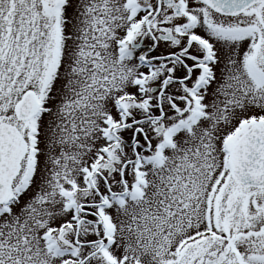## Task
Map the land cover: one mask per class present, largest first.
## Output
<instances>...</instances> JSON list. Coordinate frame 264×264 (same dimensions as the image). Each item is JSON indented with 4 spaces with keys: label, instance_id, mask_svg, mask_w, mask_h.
Wrapping results in <instances>:
<instances>
[{
    "label": "snow or ice",
    "instance_id": "6c2138e0",
    "mask_svg": "<svg viewBox=\"0 0 264 264\" xmlns=\"http://www.w3.org/2000/svg\"><path fill=\"white\" fill-rule=\"evenodd\" d=\"M0 264H264V0H0Z\"/></svg>",
    "mask_w": 264,
    "mask_h": 264
}]
</instances>
